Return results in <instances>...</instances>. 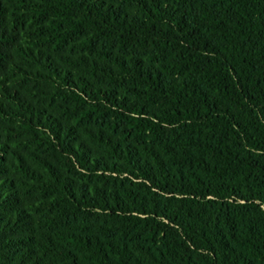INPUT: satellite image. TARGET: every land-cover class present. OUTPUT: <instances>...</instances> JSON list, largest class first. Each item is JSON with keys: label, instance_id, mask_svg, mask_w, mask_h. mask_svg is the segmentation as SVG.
Segmentation results:
<instances>
[{"label": "trees", "instance_id": "16d2710c", "mask_svg": "<svg viewBox=\"0 0 264 264\" xmlns=\"http://www.w3.org/2000/svg\"><path fill=\"white\" fill-rule=\"evenodd\" d=\"M0 264H264V0H0Z\"/></svg>", "mask_w": 264, "mask_h": 264}]
</instances>
